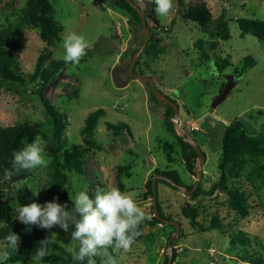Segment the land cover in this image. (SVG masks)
Returning <instances> with one entry per match:
<instances>
[{"label":"rangeland","instance_id":"374dc122","mask_svg":"<svg viewBox=\"0 0 264 264\" xmlns=\"http://www.w3.org/2000/svg\"><path fill=\"white\" fill-rule=\"evenodd\" d=\"M26 1L0 0V27L14 23ZM49 1L62 25L61 40L48 46L40 39L38 28H31L11 39L9 47L20 61L23 72L31 74L38 55L47 46L52 55L44 66L57 61L54 59L57 54L63 55L62 39L69 32L83 34L89 40L91 48L80 63L66 64L60 60L44 86L46 99L66 115L64 135L60 140L54 138L51 121L37 95L32 93L35 88L32 83L19 86L5 82L0 88V126L24 120L41 122L38 136L46 141L45 150L51 159V147L58 152L73 144L82 145L81 130L86 117L102 108L105 114L100 117L92 136L96 146H90L85 154L84 175L66 172L71 187L58 202H67L71 208L70 196L74 198L78 191L92 188V184L96 187L99 184L117 186V167L129 165L128 174L125 172L121 176L122 190L137 193V200L151 215L152 197L146 193L145 182L155 168L175 170L183 186L194 184L196 174L185 169L181 151V140H185L176 130L174 113L167 115L165 105L157 104L151 97L150 86L127 72L131 51L144 39L142 27L133 23L130 14L116 7L114 0ZM135 1L147 12L148 25L163 47L156 59L143 56L140 68H144L143 74L152 77L154 85L178 105L180 125L197 140L205 155L198 183L208 189L219 175L217 161L225 124L243 117L247 133L264 138V42L251 34H241L236 23L238 18L264 21V0H184V9L201 3L206 5L212 18L206 28L184 17L178 0H174V9L167 17L155 11L152 0ZM222 10L230 33L227 40L217 36V20ZM198 38L205 41L218 39L214 49L207 42L203 44L207 59L201 58L195 45ZM246 55L253 56L255 64L238 79L237 73ZM214 62L220 65L219 71ZM138 70L136 73H140ZM226 83L232 86L221 102L212 106ZM106 122L125 123L131 133L123 130L114 134L106 129ZM167 122H171L173 128H169ZM162 143L171 146V160L161 148ZM260 162H264V156L248 160L237 181L249 193L250 208L245 217L229 207L223 193L191 199L181 188L157 183V199L171 219L156 225L145 222L142 237L130 251L113 253L118 264H162L168 258V239L176 229L171 221L178 224V231L170 243L171 264H250L242 260L244 247L230 246L228 235L210 227L213 216L235 231L246 232L252 240L251 250L258 252L264 264V184L257 180L252 186L249 178L251 169ZM48 180L47 167H43L34 169V173L24 180L0 183V224L17 216L19 206L53 200ZM33 192H39V195ZM182 207L195 210L198 226L190 223ZM72 230L65 233L55 226L45 232L66 251L78 243L71 240ZM4 248L6 246L0 244V250ZM32 257L25 263L5 264H36ZM39 264L49 263L39 261Z\"/></svg>","mask_w":264,"mask_h":264},{"label":"trees","instance_id":"16d2710c","mask_svg":"<svg viewBox=\"0 0 264 264\" xmlns=\"http://www.w3.org/2000/svg\"><path fill=\"white\" fill-rule=\"evenodd\" d=\"M136 3L135 0H132ZM180 7L183 9L184 17L190 21L195 22L201 28H206L212 22L211 13L205 4L191 5L184 9V0H178ZM114 5L131 15L133 23L141 25V19L138 13L129 5L126 0H114ZM153 12V10H151ZM146 18V11H143ZM225 11L222 10L221 15L217 20V36L222 40H227L230 36L229 29L224 19ZM147 27L150 33V39L146 46L140 53L138 60L136 61L133 72L138 71L143 74L144 68H140L142 57L156 59V57L162 53L163 47L159 45V39L153 32L152 28ZM238 28L241 30V34H251L257 39L264 42V21L257 19L238 18L236 20ZM38 28V34L42 41L48 46H54L61 40L62 25L60 24L53 4L49 0H27L25 7L22 9L20 15L14 23L7 26L0 27V88L4 83H11L19 86H23L26 83H32L35 88L32 89V93L36 94L41 102L43 109L51 121L53 136L56 140H60L64 135V130L67 124L66 115L64 112L58 110L52 103H50L45 96L44 86L51 77L53 70L60 64L59 61L51 62L44 66V62L50 58L52 52L48 49V46L41 52L37 59L34 70L31 74H25L21 68L20 61L18 60L14 51L9 47V41L15 36L20 35L25 29ZM145 38V35H144ZM144 40V39H143ZM143 40L139 46L131 51V59L141 46ZM207 42L209 46L214 49L218 44V39L205 41L202 38H198L195 42L196 47L199 50L202 59H207L208 55L204 49L203 44ZM224 64L227 60L222 61ZM255 64V58L251 55H246L242 61L240 70L237 73L238 79L246 74L248 69ZM44 66V67H43ZM129 66V64H128ZM214 66L221 69L218 62H214ZM220 68V69H219ZM128 72V71H127ZM148 85L146 82H144ZM149 87V85H148ZM149 93L153 100L158 104L154 98L152 89L149 87ZM169 98L168 96H166ZM170 99V98H169ZM172 100V99H171ZM174 101V100H173ZM175 102V101H174ZM176 103V102H175ZM165 105V112L167 115L173 114L174 109L168 104ZM105 110L99 108L88 114L85 119V124L82 128L83 144H73L70 147L63 149L62 151H54L51 147V159L47 166V172L49 176V192L52 197H58L59 200L63 199L70 189V183L67 181L66 172H75L80 175H84L85 154L89 152L90 146L94 145L92 140L94 129L101 116H104ZM169 128H173L171 122H167ZM41 122L20 121L12 125L0 126V183L10 181L18 182L30 177L32 171H21L16 174L13 169L14 153L24 147L25 144L30 143L35 137L38 136ZM107 130H112L114 134L120 131L126 130L129 134L130 129L125 123L113 124L105 123ZM246 120L243 117H237L231 120L228 124L224 125L221 139L220 155L217 161L218 178L212 182L208 189H203L198 183V186L193 192H188V196L191 199L199 195L212 196L213 194L223 193L226 196L227 203L231 209L237 214L245 217L249 213L250 204L249 193L243 188L237 181L242 176V171L248 160H256L259 157L264 156V138L254 137L249 135L246 131ZM181 140V137H179ZM197 142V140L195 139ZM182 159L185 169L195 174L194 165L198 159V155L195 149L186 141L181 140ZM161 148L165 151V155L168 160H171V146L168 143H162ZM59 149V147H58ZM129 169V165L118 166L116 170L117 186L122 190L123 184L121 176ZM11 171L13 174L9 178H5V172ZM162 174L169 178L171 182L164 179H157L155 183V189L157 190V183L162 182L173 189H176L177 185H183L178 173L175 170H159L154 169L152 175L146 180V193L152 197V178L154 174ZM249 178L252 186L255 185L257 180H260L264 184V162L258 163L249 172ZM194 184L185 186L189 191ZM97 188H103L101 184L87 189L90 196H94ZM151 220H145L150 225L164 224L170 221L171 217L166 214L161 206L160 201L156 198V213L151 208ZM185 215L189 217L192 225L198 226L196 220V213L194 209L186 210L182 207ZM15 217L7 219L4 223L0 224V244L7 246L5 237L10 233H16L19 236V245L17 251L8 249L11 252L10 259L5 263H25L31 256H35L36 250L41 246L40 241L48 239V246L52 250V255L47 256L42 260L49 264H79V262L72 259L71 253L65 251L63 246L54 240H51L45 229H41L37 226H30L20 223ZM144 223L140 225V229L144 226ZM210 227L221 234L228 235L229 245L236 246L241 245L244 247L242 260L250 264H262V257L257 251L251 250L252 240L249 235L243 230H234L230 226L223 225L216 216L211 218ZM143 235V233H142ZM139 236L137 240L141 237ZM78 247L77 245L74 247ZM111 251V249H110ZM115 257L116 255L113 254ZM176 256V254H174ZM98 264L100 257H96ZM87 264V260L83 262ZM162 264H168V258L166 257ZM171 264V263H170Z\"/></svg>","mask_w":264,"mask_h":264},{"label":"clouds","instance_id":"9594fccd","mask_svg":"<svg viewBox=\"0 0 264 264\" xmlns=\"http://www.w3.org/2000/svg\"><path fill=\"white\" fill-rule=\"evenodd\" d=\"M155 11L162 17H167L174 9V0H152ZM63 55L57 54L54 59L63 60L66 64L78 65L91 48L89 40L80 33L69 32L62 39ZM46 141L42 137H35L30 143L14 153L12 161L16 174L21 171H32L47 167L50 158L46 153ZM13 172H5L9 178ZM39 195V192H33ZM137 193L121 190L118 186L97 188L94 196H90L87 189L80 190L70 199L73 206L69 208L67 202H58L55 197L44 204L33 201L16 208L17 219L20 223L37 226L41 229H52L59 226L65 233L71 231V240L78 242V247L66 249L71 253L72 259L83 264H98L96 257H100L99 264H118L113 253L123 250L128 252L142 235L140 225L145 220H151L146 211L137 200ZM6 248L0 250V264H5L11 252L17 251L19 236L10 233L5 237ZM40 247L32 257L36 264L52 255L48 246V239L40 241ZM111 249V251H110Z\"/></svg>","mask_w":264,"mask_h":264},{"label":"water","instance_id":"95a60500","mask_svg":"<svg viewBox=\"0 0 264 264\" xmlns=\"http://www.w3.org/2000/svg\"><path fill=\"white\" fill-rule=\"evenodd\" d=\"M129 5L138 13V15L140 16L141 19V25H142V30L143 33L145 35V38L141 44V46L138 48V50L136 52H134L131 62L129 63L128 66V74L138 80H142L145 81L150 88L152 89V92L154 94V98L157 102L162 103V104H168L171 107H173L174 109V116H175V127L176 130L178 132V134L186 141L188 142L196 151L197 155H198V159L196 160V163L194 165V170H195V174H196V182L194 183L193 187L188 191L187 188L183 185H177L175 184L178 188L183 189L185 192H193L198 184V182L200 181L201 178V163L204 162L205 159V155L202 151V149L200 148L198 142H196L180 125L178 119H179V108L178 105L171 99L167 98L155 85H154V79L150 76L144 75V74H140V73H134L133 72V68L134 65L136 63V61L138 60L140 53L142 52V50L144 49V47L146 46L148 40L150 39V33L147 27V22H146V18L143 14L142 9L140 8V6H138L137 3L133 2L132 0H126ZM232 86V84L230 83H226L225 84V88L224 90L221 92V94L219 96H217L214 101L212 102V106H216L217 104H219V102H221V100L224 98L226 91ZM157 179H164L168 182H171V180L169 178H167L166 176L162 175V174H154L153 179H152V207L153 210L156 213V198H157V190L155 189V183ZM172 224L175 225V232L176 233L178 231V224L174 221H171ZM174 233L171 234L170 238L168 239V247H167V254H168V264L171 263L170 258H171V254H172V249L170 246L171 243V238L173 237Z\"/></svg>","mask_w":264,"mask_h":264}]
</instances>
